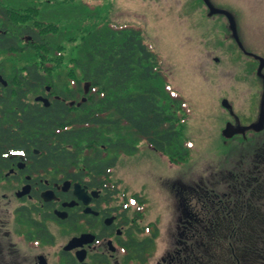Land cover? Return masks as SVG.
I'll use <instances>...</instances> for the list:
<instances>
[{
  "label": "flooded vegetation",
  "instance_id": "1",
  "mask_svg": "<svg viewBox=\"0 0 264 264\" xmlns=\"http://www.w3.org/2000/svg\"><path fill=\"white\" fill-rule=\"evenodd\" d=\"M148 1L153 17L169 16L168 7L176 8L181 1L180 8L172 13L192 16L197 28H226L222 34L232 51L236 94L231 113L238 118L234 126L239 128L230 138L239 137L241 151L237 169L228 177L219 171L221 179L212 167L206 179L164 181L167 188L171 184L168 193L175 202L177 233L173 234L172 246L156 256L153 249L158 233L154 228L159 222L149 219L140 227L146 214L150 215V197L146 200L141 194L144 198L139 200L122 191L111 179L112 174L101 176L85 169L81 162L60 159L56 149L37 146L30 94L25 114L20 105L17 111L3 110L0 105V264H189L191 258L208 264L206 252L211 248L204 246V222L230 220L231 211L244 202L246 217H264V66L263 74L258 71L260 57L264 59V40L258 45L264 36V0ZM252 26H260L261 38L250 33ZM233 27L237 28L236 36ZM237 60L244 65L238 67ZM214 61L219 58L214 57ZM256 67L259 86L249 82L252 97L242 99L238 69L253 74ZM3 86L0 82V97L5 96ZM49 93L48 88L40 89L34 103L44 105L35 99ZM10 117L12 129L8 134ZM3 133L10 135L11 145ZM250 203L253 210H249ZM61 235L67 238L60 244ZM194 240L198 248L192 247ZM255 247L253 253L250 244L216 247L221 255L240 252L241 258L227 252L229 256L219 257L212 264H254L255 256L264 260V240H256Z\"/></svg>",
  "mask_w": 264,
  "mask_h": 264
},
{
  "label": "trees",
  "instance_id": "2",
  "mask_svg": "<svg viewBox=\"0 0 264 264\" xmlns=\"http://www.w3.org/2000/svg\"><path fill=\"white\" fill-rule=\"evenodd\" d=\"M24 14L20 19L22 13L0 5L4 25L0 28V52H22L23 48L35 51L34 60L24 65L17 77L9 78L1 70L9 84L2 87L5 96L0 97V105L8 111H17L20 105L25 114L28 94L38 93L40 89L45 91L50 86V106L34 103V100L30 105L37 146L56 149L60 159L81 162L88 171L106 177L118 161V156H105L106 150L130 154L138 149L140 139L167 154L173 162L188 157L191 143L181 131L186 121V116L181 115V111L187 110L183 107L185 101L168 83L159 53L154 51L141 26L131 22L119 24L112 18L97 23L83 38L81 55L74 59L73 66L81 71V77H74L72 86L70 82L56 83L51 79L50 76H54L51 73L59 66L58 61L51 60V66L48 58L40 57L38 61L40 53L44 56L43 52L50 50L49 38L53 37L51 33H55L57 26L53 27L46 20L28 18L27 11ZM58 50L54 53H60ZM57 72L62 73L61 70ZM70 78L73 77L70 75ZM63 84L65 88L57 90ZM167 103L174 109L166 107ZM9 119L8 134L12 129V118ZM110 133L115 137L105 136ZM6 135L3 133L9 141L10 135ZM8 143L11 145L12 141ZM210 198L209 195L207 200ZM246 206L245 202L238 206L236 216L232 210L230 220L220 218L204 222V246L211 248L206 252L208 264L229 256L228 253H237L227 251L221 255L216 247L250 244L256 250V240H264V217H246ZM253 206L250 203L249 210H253ZM192 247L198 248L195 240ZM237 254L240 259V252ZM188 263L199 264L200 260L194 262L191 258Z\"/></svg>",
  "mask_w": 264,
  "mask_h": 264
},
{
  "label": "rangeland",
  "instance_id": "3",
  "mask_svg": "<svg viewBox=\"0 0 264 264\" xmlns=\"http://www.w3.org/2000/svg\"><path fill=\"white\" fill-rule=\"evenodd\" d=\"M53 1L55 2L52 3ZM164 1H168V4H178L176 0ZM180 4L181 1L176 8L168 7L172 10L168 9L167 17H153L148 12V0H0V5L10 8L12 12L22 13L20 19L27 11L28 18L46 20V23L53 24V27L57 26L55 33H51L53 37L49 38L50 50L43 52L44 56L41 53L38 55V61L41 60L40 57L48 58L50 66L53 65L51 60L59 62L57 69L51 73L54 76H50L56 83L65 81L73 86L74 77L80 79L81 71L73 66L74 59L81 55L83 38L104 18H112L111 20L119 24L131 22L141 25L146 39L154 47V51L159 53L168 83L186 99L187 104L183 107L187 110L181 111V115L186 116V121L181 131L191 143L190 152L194 153L193 159L184 166H173L168 157L158 154L142 141L137 142L140 146L136 154L108 149L105 152L108 157L118 156L111 179L120 189L136 195L139 200L144 197L147 200V197H150L153 201L149 206L150 215L146 214L140 227H144L149 219L159 222V226L154 228L158 233L153 249L156 256L172 246L173 234L177 233L174 221L177 211L173 209L175 202H171V195L168 193L171 184H168L167 188L164 181L175 178H183L185 182L194 178L206 179V174L209 175L212 167L215 168L219 179L222 178L221 174H218L221 170L222 174L228 177V173L235 170L241 154L239 137L226 140L223 133V128L229 120L238 125V118L226 111L222 105V101L228 98L230 104L236 106L232 51L229 49L227 36L222 34L226 32V28H197L192 16H177V11L172 13L174 9L180 8ZM2 20L0 18V28L4 26ZM250 28L252 35L261 36L260 26ZM262 37L258 45L263 42L264 36ZM56 49H59L60 53L55 54ZM257 50L259 53L260 46H257ZM33 54L35 57V51L30 48H23L22 52H0V73L3 70L9 78L17 77L23 66L29 64L32 58L34 60ZM214 57H218L219 61H214ZM237 61L238 67L244 65L242 60ZM59 70L61 74L57 72ZM254 71L253 74H247L238 69L242 99L250 100L252 97L251 91L248 90L249 82L259 86L256 78L257 67ZM70 75L73 78H70ZM88 87V83H85V88ZM64 88L63 84L57 90ZM36 94L30 93V101ZM168 106L174 109L170 103L166 104V107ZM105 136L115 137L112 133ZM141 194L144 197H141ZM154 230L151 229L152 232ZM66 238L61 235L60 244ZM257 264H264V260Z\"/></svg>",
  "mask_w": 264,
  "mask_h": 264
},
{
  "label": "water",
  "instance_id": "4",
  "mask_svg": "<svg viewBox=\"0 0 264 264\" xmlns=\"http://www.w3.org/2000/svg\"><path fill=\"white\" fill-rule=\"evenodd\" d=\"M234 31H235V28H234ZM262 67V66H261ZM3 81L5 84H7V82H5L4 81V79H3V77L2 76H0V81ZM37 99L38 100H43L45 103H46V105H49V102H48V99H44V98H42V97H37ZM229 128H230V126L227 128V130L225 131V133H227V135H228V132H229ZM230 135V134H229ZM80 259H82L83 260V257H80Z\"/></svg>",
  "mask_w": 264,
  "mask_h": 264
}]
</instances>
